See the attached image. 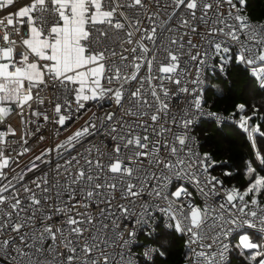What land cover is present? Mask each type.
I'll return each mask as SVG.
<instances>
[{
    "label": "snow or ice",
    "instance_id": "obj_1",
    "mask_svg": "<svg viewBox=\"0 0 264 264\" xmlns=\"http://www.w3.org/2000/svg\"><path fill=\"white\" fill-rule=\"evenodd\" d=\"M246 2L0 0V123L15 109L36 125L21 134L16 157L31 151L30 135L45 140L42 125L63 128L89 102L111 108L33 152L19 172L7 149L16 130H0V264H134L137 233L158 216L187 237L188 264H228L232 226L264 234V176L249 167L242 192L210 203L221 195L208 173L215 162L192 147L193 105L172 104L183 95L201 108L210 60L221 70L235 61L264 89V23L250 20ZM251 119L241 115L240 127L264 135ZM177 181L195 185L203 206ZM239 247L264 264V243L244 234Z\"/></svg>",
    "mask_w": 264,
    "mask_h": 264
},
{
    "label": "trees",
    "instance_id": "obj_2",
    "mask_svg": "<svg viewBox=\"0 0 264 264\" xmlns=\"http://www.w3.org/2000/svg\"><path fill=\"white\" fill-rule=\"evenodd\" d=\"M247 5L254 18L264 19V0H247ZM225 69L228 78H224L217 71L209 74L211 84L205 92L207 106L226 113H234L239 117L244 114L250 115L252 126L258 124L261 132H264V89L259 87L248 69L235 61L227 64ZM239 104L245 105L243 113L237 112ZM197 132L202 141V150L209 154L210 162H215L209 171L222 176L227 184L243 191L249 182V167L264 176V164H261L257 157L259 153L260 157L264 158V135L256 133L255 145L244 129L230 124L219 127L212 121L202 122ZM251 236L253 242L261 243L263 239L256 233ZM150 240L159 248V253L151 264H181L186 260L184 235L175 233V230L163 229L159 236ZM250 252L239 247L238 240H235L228 264H232L233 259L235 264H251Z\"/></svg>",
    "mask_w": 264,
    "mask_h": 264
},
{
    "label": "built area",
    "instance_id": "obj_3",
    "mask_svg": "<svg viewBox=\"0 0 264 264\" xmlns=\"http://www.w3.org/2000/svg\"><path fill=\"white\" fill-rule=\"evenodd\" d=\"M245 11L253 23H264V19H256L250 14L248 10L247 2H246ZM17 59H19V57H17ZM214 71L219 72L221 75L224 76V78H228V72L226 71L225 67L223 70H221L218 60L208 61V67L204 68L201 72V77H200L201 84L198 86L197 89L201 100V108L199 110H197L194 107V100L192 97H187L186 100L185 97L181 95L179 101L175 99L172 101V104L174 105L178 102L180 107L182 108L187 107L189 104L193 105L190 113L193 119V124L189 129V135L191 137L192 147L194 151L201 157H203L205 153L202 150V141L198 135L197 128L202 122L212 121L219 127H222L225 124H230L241 128L239 116H237L234 113H226L222 110L211 109L206 104L205 92L208 89L209 85L211 84L209 80V74ZM44 94L45 92L42 91L41 95L43 96ZM37 106H38L37 104H33V108H36ZM86 107H88L90 111H85L83 112L82 115H77L72 121H69L63 128H60L59 126L51 123L42 125L41 132L45 134L44 141L33 143L36 140V136L39 135L40 133H34L29 137H27L28 146L31 148V151L28 154H26L24 157H16V153L22 151V147L17 141H19L20 136L24 131H27L29 129H34L36 125H28V126L23 125L21 123V117L18 115V110L14 109L6 118H4L3 122L0 123V130H9V125H10L11 129H15L17 133L15 137L8 136L7 149H8V153H10L16 160H18L19 167L17 168L16 165L13 164L11 161H10V166L16 168V171L19 172L21 169L24 168V165L27 163L29 158L32 157L33 152H39L46 146H52L59 141H63L66 137L74 133L83 125L85 119H87L91 115V112L102 114L105 111L111 110L107 102H104L103 108H101L100 105L95 104V102H89ZM27 111L28 109L25 108V112ZM173 111H177V109L173 108ZM249 126L251 127L252 124L249 123ZM255 135L256 133H254L253 136L251 137V140L254 144H255ZM88 139L91 140L92 143L94 144L99 143L101 141V137L99 136L95 138L89 137ZM85 146H87V142H85ZM77 149H80V145H77ZM80 150L82 151V149ZM75 151L76 150L74 149L73 153H75ZM49 167H51V165H49ZM5 171L8 170L6 169ZM208 173L211 176H215L218 180L222 182V185L217 186L218 190H220L221 192V195L211 198L209 202L210 203L224 202L223 197L226 195L227 191L231 190L235 186L227 184L222 176L212 174L209 171V169H208ZM176 183L177 184L183 183L187 187L188 191L193 193L192 199L195 201V203L199 206H203L204 198L199 195L198 191L195 188V185L188 184L187 181H177ZM172 190L175 189L173 188ZM184 199L187 200L188 198L185 197ZM259 205L260 207H264V199H261L259 201ZM163 229L168 231L174 230V228L167 227L166 218L162 219L158 216L156 222L152 223L148 228H145L142 231H138L136 241L133 245L134 256L137 258L135 259L134 264H151L155 261L156 256L159 253V248L157 244L151 241L150 239L159 236ZM253 233L262 236L264 239V234L258 232L256 229L248 228L246 225L240 227L232 226L231 231L229 232V235L225 241L229 246L226 257L228 263L231 260L235 240H240V237L244 234H248L251 239V235ZM184 237L186 241L187 237L186 236ZM148 249L152 250V256L151 259L145 262V260L142 259V257H143V253ZM181 264H188V262L184 260Z\"/></svg>",
    "mask_w": 264,
    "mask_h": 264
},
{
    "label": "rangeland",
    "instance_id": "obj_4",
    "mask_svg": "<svg viewBox=\"0 0 264 264\" xmlns=\"http://www.w3.org/2000/svg\"><path fill=\"white\" fill-rule=\"evenodd\" d=\"M257 16H260V15H257ZM243 116L248 117V116H250V115L244 114ZM250 117H251V116H250ZM251 122H252V119L249 121V123H251ZM255 141H256V135H255ZM175 233H177V232L175 231ZM177 234H180V233H177ZM145 239H147V238H145ZM184 243H185V241H184ZM257 243H260V242L258 241ZM261 243H264V240H263V239H262ZM248 250H249V249H248ZM249 251L252 252L253 250H249ZM251 252H250V254H251ZM232 264H235V259H233Z\"/></svg>",
    "mask_w": 264,
    "mask_h": 264
},
{
    "label": "crops",
    "instance_id": "obj_5",
    "mask_svg": "<svg viewBox=\"0 0 264 264\" xmlns=\"http://www.w3.org/2000/svg\"><path fill=\"white\" fill-rule=\"evenodd\" d=\"M252 237V236H251ZM238 242H240V240H238Z\"/></svg>",
    "mask_w": 264,
    "mask_h": 264
},
{
    "label": "bare ground",
    "instance_id": "obj_6",
    "mask_svg": "<svg viewBox=\"0 0 264 264\" xmlns=\"http://www.w3.org/2000/svg\"><path fill=\"white\" fill-rule=\"evenodd\" d=\"M255 145H256V141H255Z\"/></svg>",
    "mask_w": 264,
    "mask_h": 264
}]
</instances>
